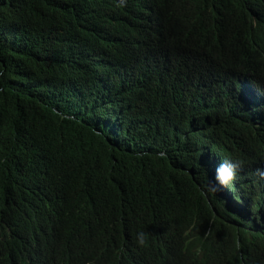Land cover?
I'll use <instances>...</instances> for the list:
<instances>
[{
  "label": "trees",
  "instance_id": "obj_1",
  "mask_svg": "<svg viewBox=\"0 0 264 264\" xmlns=\"http://www.w3.org/2000/svg\"><path fill=\"white\" fill-rule=\"evenodd\" d=\"M167 4L0 0V264H264V0Z\"/></svg>",
  "mask_w": 264,
  "mask_h": 264
},
{
  "label": "clouds",
  "instance_id": "obj_2",
  "mask_svg": "<svg viewBox=\"0 0 264 264\" xmlns=\"http://www.w3.org/2000/svg\"><path fill=\"white\" fill-rule=\"evenodd\" d=\"M154 6L156 7H160L161 9V14L157 12L155 18L152 20V22H156L159 19L163 18L164 22H165V33L167 35L170 36V30H171V24L169 22V20H167L166 18L163 17L164 14H166L167 12H170L171 14H174V9L173 6L170 4H167L170 0H152ZM125 4H118V7H125ZM162 156L164 154H161ZM263 162L262 167H264V160L261 161V163ZM242 165V162L240 161H236L235 163L232 162H223L220 167L217 169L218 172V176L217 179L220 181V183L222 185H228L231 181L236 179V173H237V169L240 168ZM258 176H260L262 179H264V171H262L261 169H257V173ZM208 191H218L219 189L211 186V184H209L208 186ZM146 234L141 232L138 234V239H137V243L141 246L144 247L146 246L147 243V239H145Z\"/></svg>",
  "mask_w": 264,
  "mask_h": 264
}]
</instances>
